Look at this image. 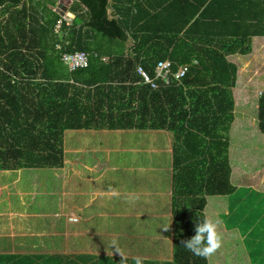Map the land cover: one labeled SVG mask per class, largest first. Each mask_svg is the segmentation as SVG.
I'll list each match as a JSON object with an SVG mask.
<instances>
[{
  "label": "trees",
  "instance_id": "1",
  "mask_svg": "<svg viewBox=\"0 0 264 264\" xmlns=\"http://www.w3.org/2000/svg\"><path fill=\"white\" fill-rule=\"evenodd\" d=\"M56 6L57 0H0V169L63 168L70 130H168L174 170L168 264H209L182 242L206 217L209 196L236 191L230 131L239 68L229 56L250 54L253 37H264V0H75V19L61 34ZM96 32L123 49L113 51ZM77 51L89 53L90 63L71 70L62 56ZM164 60L172 72L198 64L181 82L144 83L139 67L154 77ZM257 117L264 133V91ZM43 257L0 261L120 264L102 255L91 262L86 255Z\"/></svg>",
  "mask_w": 264,
  "mask_h": 264
},
{
  "label": "crops",
  "instance_id": "2",
  "mask_svg": "<svg viewBox=\"0 0 264 264\" xmlns=\"http://www.w3.org/2000/svg\"><path fill=\"white\" fill-rule=\"evenodd\" d=\"M229 59L239 68L237 86L233 90L236 102L235 120L230 131L231 180L236 186V191L232 195L208 197L205 208L206 217L216 223V230L221 237L220 248L208 259L209 264H264V212L254 217L256 204L252 206L249 199L252 194H256L259 196V205H264V133L259 129L257 117L259 93L264 91V37H253V51L250 54H235L229 56ZM251 109H256L255 116L251 113ZM67 133L69 131L66 135ZM159 133L166 135L167 138H173V133L168 130H134L132 135L138 138L139 143L133 148L134 159L131 160L130 166L123 169L133 174L114 189L104 190L99 186L98 189L89 192L94 194L97 204L107 199L114 205L112 195L116 196L118 207L112 211L117 210L115 225L120 230L116 233L119 231L120 236L125 234L128 237L137 236L145 240V244L135 246L129 253L125 252L128 254L127 264H135L133 258L137 256L143 258V264H168L173 261V247L168 243L170 240L173 244L174 238L171 198L173 184L171 192L162 181V178L173 170V139L171 145L169 140H166V144L161 143L158 140ZM155 139L161 143L159 147L153 144ZM164 154L167 157L160 159ZM67 156L69 157L68 154ZM83 156L85 159L86 153ZM94 157L96 161H89V166L84 165L83 169L96 167L95 162H98L101 157H98L99 159L96 155ZM104 162L98 165V167L103 166V171L109 168L119 170L109 165L106 156ZM77 170L74 169V171ZM150 172L158 176L150 178L148 176ZM109 219L110 212L98 209L92 216L89 215L88 221L98 224L100 230H103ZM134 220L137 223L128 229ZM152 222H157L162 230L163 227L168 229L162 233L152 230ZM102 256L120 258L119 255L113 254Z\"/></svg>",
  "mask_w": 264,
  "mask_h": 264
},
{
  "label": "rangeland",
  "instance_id": "3",
  "mask_svg": "<svg viewBox=\"0 0 264 264\" xmlns=\"http://www.w3.org/2000/svg\"><path fill=\"white\" fill-rule=\"evenodd\" d=\"M70 1L72 0H61L65 5H69ZM110 10L112 11L113 7ZM84 15L88 18L87 13ZM96 34L99 41H111L113 47L109 46V48L113 51L123 49L120 41L104 38L105 36L101 33L96 32ZM251 113L255 116L256 109H251ZM75 132L77 131H69L65 136L64 168H23L16 171L0 169L1 258L32 256V259L35 257L34 259L43 262L47 260L46 256H60L63 259L73 257L77 260L78 255H86L94 257L90 259L91 262L101 254L112 255L111 242L113 240H116L123 251L128 253L135 246L145 244L143 238L128 237L125 234L120 236L119 231L116 233L120 230L115 225L117 210L112 212L118 207L116 196L112 195L114 205L107 199L97 204L94 194L89 193L98 189L99 186L104 190L114 189L133 174L123 169L130 166L131 160L134 159L132 157L133 148L139 143L138 138L132 135L134 130ZM156 139L153 144L159 147L162 142L166 144V140H169L171 145L173 138H167L166 135L159 133L158 140L161 143ZM83 151L86 153L85 159ZM95 155L97 158L101 157L99 160L101 163L98 161L95 162L96 167L83 169L84 165L89 166V161H96ZM105 156L109 165L119 170L109 168L103 171V166L98 167L99 164L105 163ZM166 157L167 155L164 154L160 159ZM74 169L78 170L74 171ZM173 173L174 170L169 171L162 178L164 186L171 192ZM148 176L155 178L158 174L152 175L150 172ZM128 188L131 187L128 186ZM125 196L128 200V196L126 194ZM258 198L256 194L249 197L252 206L256 204L254 217L264 212V205H259ZM98 209L110 212V219L103 230H100L98 224L88 221L89 215L92 216ZM254 217L252 218L255 219ZM136 223L137 221H132L128 229ZM151 226L152 230L160 231V233L167 230L165 227L162 230L157 222H152ZM155 231L152 232L155 233ZM168 243L173 247L172 241L169 240ZM41 256L46 258L40 259ZM34 262L36 264L35 260ZM0 263L3 264L2 261ZM86 263L81 262V264Z\"/></svg>",
  "mask_w": 264,
  "mask_h": 264
},
{
  "label": "built area",
  "instance_id": "4",
  "mask_svg": "<svg viewBox=\"0 0 264 264\" xmlns=\"http://www.w3.org/2000/svg\"><path fill=\"white\" fill-rule=\"evenodd\" d=\"M55 9V8H54ZM56 10V9H55ZM68 14V15H67ZM64 16L57 21L55 31L56 33L61 34V30L66 24V26L72 25L75 14L72 12H67ZM62 60L65 61L71 70L78 68H85L89 66L90 63V54L85 51H77L74 53H64ZM195 64H198L197 60H194L192 63H187L180 65L176 72H172V62L170 60L160 61L156 68V76L152 77L150 73L144 70L142 67H139L138 72L143 76L144 83L152 84L154 88L158 87L157 80L161 79L166 84H170L172 81L181 82L183 78L188 74L191 67ZM263 93L260 91L259 96Z\"/></svg>",
  "mask_w": 264,
  "mask_h": 264
},
{
  "label": "clouds",
  "instance_id": "5",
  "mask_svg": "<svg viewBox=\"0 0 264 264\" xmlns=\"http://www.w3.org/2000/svg\"><path fill=\"white\" fill-rule=\"evenodd\" d=\"M168 229V228H166ZM184 247L194 254L202 257H210L221 246V237L216 230V223L207 217L195 225V234L191 238L184 240ZM113 255H119L120 264H127L128 256L119 246L116 240L111 242ZM135 264H143L142 257H134Z\"/></svg>",
  "mask_w": 264,
  "mask_h": 264
},
{
  "label": "water",
  "instance_id": "6",
  "mask_svg": "<svg viewBox=\"0 0 264 264\" xmlns=\"http://www.w3.org/2000/svg\"><path fill=\"white\" fill-rule=\"evenodd\" d=\"M75 0L70 1L69 5L62 4L61 0L57 2L56 11L61 15L64 16L67 12H70V7Z\"/></svg>",
  "mask_w": 264,
  "mask_h": 264
},
{
  "label": "bare ground",
  "instance_id": "7",
  "mask_svg": "<svg viewBox=\"0 0 264 264\" xmlns=\"http://www.w3.org/2000/svg\"><path fill=\"white\" fill-rule=\"evenodd\" d=\"M73 14V13H72Z\"/></svg>",
  "mask_w": 264,
  "mask_h": 264
}]
</instances>
